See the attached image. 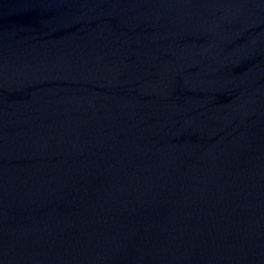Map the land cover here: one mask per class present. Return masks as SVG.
<instances>
[{"label": "water", "instance_id": "95a60500", "mask_svg": "<svg viewBox=\"0 0 264 264\" xmlns=\"http://www.w3.org/2000/svg\"><path fill=\"white\" fill-rule=\"evenodd\" d=\"M0 264H264V0H0Z\"/></svg>", "mask_w": 264, "mask_h": 264}]
</instances>
